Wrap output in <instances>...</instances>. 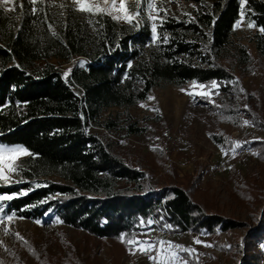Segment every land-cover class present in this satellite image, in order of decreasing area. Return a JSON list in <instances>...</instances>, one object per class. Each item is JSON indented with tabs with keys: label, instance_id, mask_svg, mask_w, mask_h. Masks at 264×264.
<instances>
[{
	"label": "trees",
	"instance_id": "obj_1",
	"mask_svg": "<svg viewBox=\"0 0 264 264\" xmlns=\"http://www.w3.org/2000/svg\"><path fill=\"white\" fill-rule=\"evenodd\" d=\"M14 7L0 8V143L23 146L34 156L18 162L23 182L0 186V194L16 197L5 201L6 208L18 217L59 220L96 238L129 234L153 217L164 218L175 232L212 235L234 228V222L202 210L182 188L144 189L142 172L89 129L104 111L127 109L165 85L216 81L226 90V65L253 61L243 46L231 50L240 19L255 22L251 42L264 64V0H212L193 15L195 22L161 11L164 23L157 20V31L169 43L155 45L147 21L136 29L109 15L62 12L47 0L37 1L35 7L44 10L37 14L28 0ZM51 60L77 61L65 78ZM246 239L252 254L248 250L241 264H264V215Z\"/></svg>",
	"mask_w": 264,
	"mask_h": 264
},
{
	"label": "rangeland",
	"instance_id": "obj_2",
	"mask_svg": "<svg viewBox=\"0 0 264 264\" xmlns=\"http://www.w3.org/2000/svg\"><path fill=\"white\" fill-rule=\"evenodd\" d=\"M20 1L12 0L9 7ZM47 1L62 12L72 9V0ZM91 2L103 5V0ZM210 2L212 0H172L171 3L154 0L157 8L163 3L168 15L186 20L203 11L202 4ZM125 3L130 12L135 11V0H125ZM60 4L66 7L61 8ZM141 7L145 9L141 12L145 19L140 27L145 21L151 25L146 19L144 0ZM152 14L157 13L153 10ZM239 24L231 35V50L243 46L253 61L248 65H226L228 80L238 79V84L229 83L226 90L210 89L212 81L189 82L180 87L165 85L148 95L154 97L153 100L147 98L127 109L104 111L98 124L89 129L91 134L110 144L127 166L142 172L144 178L140 184L144 189L182 188L202 210L236 224L225 232L202 235L204 232L193 230L175 232L174 227L169 231L161 227L168 224L163 217H153L149 220L158 223L151 226L152 230L141 226L125 237L130 239L135 233L137 240H165L193 248L199 255L191 257V264H241L249 250L247 234L264 215V64L258 60L251 42L254 29H249L242 19ZM76 61L51 60L50 64L64 75ZM217 91L219 95L215 94ZM201 93H207L215 104L208 103ZM156 108L160 111L153 110ZM244 120L251 121V125H244ZM131 125L140 131L130 133ZM235 142L243 147L233 154L228 149L233 148ZM23 157L25 155H18L16 166ZM9 175L11 182L0 181V186L18 184L14 181L21 180L19 172ZM5 211L14 212L6 206ZM119 237L96 238L49 219L15 216L12 221L5 219L0 224V264H152L135 245L121 242ZM196 238L214 246L195 244ZM181 255L187 258L186 253Z\"/></svg>",
	"mask_w": 264,
	"mask_h": 264
},
{
	"label": "snow or ice",
	"instance_id": "obj_3",
	"mask_svg": "<svg viewBox=\"0 0 264 264\" xmlns=\"http://www.w3.org/2000/svg\"><path fill=\"white\" fill-rule=\"evenodd\" d=\"M167 2L171 3L172 0H167ZM244 0H241V3H243ZM12 3V0H0V8H3L6 12L9 11H15V7H9V4ZM28 3L30 5H33L31 9V14H37L38 12H43V8H37L35 5L37 4V0H28ZM40 3H43V0H40ZM144 3L146 5L147 10V16L146 19L148 21H151V44L155 45L158 42L167 44L169 43V37L167 35H163V38L161 39V34L157 31V19L160 20V25L162 27L164 23V18L160 17L159 13L162 11L164 12L165 16L168 14V10L163 7V3L161 4L160 8H157L156 4L154 3V0H144ZM59 7L64 8L66 5L60 4ZM193 7H196L193 5ZM135 11L130 12L129 8L127 7L125 0H119V4H117V0H103V5L100 3H93L91 0H72V10L77 11L82 14H88L89 17L95 16V15H109L113 20L120 21L124 20L129 24H132L133 27L136 29H139L140 23L142 20H144V17H141V12L145 11L144 8L141 7V0H135L134 3ZM153 10L156 11V15H153ZM115 13V14H114ZM62 15V13H61ZM190 15V14H185ZM243 15V13H242ZM136 17H141L140 20H136ZM19 19V17H17ZM45 20H47V15L45 14ZM136 20V22L133 24V21ZM89 24H93L94 21L89 18L87 21ZM188 22H195L194 19H191ZM95 23H99V21H96ZM52 25L49 24V28H51ZM103 27V25H101ZM236 27H240L239 22H237ZM247 27L249 29L256 27V24L254 21H250L247 24ZM95 30V29H94ZM259 31L261 33H264V26L259 27ZM52 35L55 36L56 32L53 31ZM211 39V37H209ZM116 47H119V45H116ZM81 67H83V62H81ZM19 67V66H18ZM132 64H128V68H131ZM71 70H68L64 73L65 78L69 75V72ZM129 77L127 74H125L124 79H128ZM123 82V81H122ZM223 83V82H222ZM227 83H237L238 79L235 81H228ZM200 87H204V85H200ZM210 89H218L220 87V84H218L216 81H212L211 84L208 86ZM181 91H185L184 89H181ZM241 92L244 91V89H240ZM191 94V93H189ZM216 95H219V92L217 91L215 93ZM78 95V94H77ZM204 99L207 100L208 103L215 104V101H213L207 93H201L200 94ZM149 100L155 99L152 96L148 97ZM141 107H146V105L141 104ZM216 107H220V105H216ZM245 108H247V105H245ZM156 112H159L160 110L158 108L153 109ZM83 118V117H82ZM230 120L231 117H228ZM251 121L244 120V125H251ZM158 139V138H157ZM121 143H124V141H121ZM243 145L240 142H235V146L233 148L228 149V151H231L233 154L236 153V149L242 148ZM18 155H25V156H34L33 153H31L27 148L23 146H6L0 144V181H3L5 184L11 182L10 181V173H18L19 171H23L22 168H18L16 164L14 163L15 160L18 158ZM15 183H21L22 180L14 181ZM39 186V185H37ZM26 194V193H21ZM16 198L14 195H8V194H0V202L4 201H10L12 199ZM16 216L15 212H12L11 214L7 213L5 211V205L3 203H0V224L3 223V221L6 219L8 221H12L13 218ZM23 219V217H20ZM60 221L57 220V223ZM36 223H41L40 221H36ZM154 223H158V221L148 220L146 223L145 221L141 220L138 225L135 227H145L151 229V226ZM162 228H166L169 231L173 230V226L170 224H163L161 225ZM5 231L7 232L8 229L6 228ZM146 235V233H144ZM202 235H207V232L201 233ZM19 239L23 240V237H20L19 234H16ZM127 233H122L120 235L121 242H125L127 244L135 245L140 252H142L144 255H147L149 260L152 261V264H191V257L193 255H198L193 248H189L183 245L175 244L171 241H165V240H137L136 234L132 233L130 239H125L127 236ZM26 243V242H25ZM195 244H203L205 247H213L214 245L207 244L203 241H201L199 238L194 239ZM227 247H231V245H228ZM261 249L264 250V243L260 245ZM131 250V248H130ZM155 253L154 255L152 253ZM181 253H186L187 258L182 256Z\"/></svg>",
	"mask_w": 264,
	"mask_h": 264
},
{
	"label": "built area",
	"instance_id": "obj_4",
	"mask_svg": "<svg viewBox=\"0 0 264 264\" xmlns=\"http://www.w3.org/2000/svg\"><path fill=\"white\" fill-rule=\"evenodd\" d=\"M162 202H163V199H162Z\"/></svg>",
	"mask_w": 264,
	"mask_h": 264
}]
</instances>
